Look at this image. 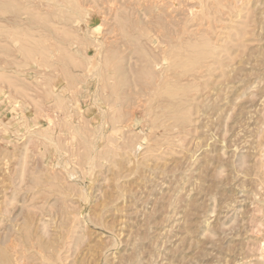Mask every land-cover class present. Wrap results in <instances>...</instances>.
Masks as SVG:
<instances>
[{"label":"rangeland","instance_id":"rangeland-1","mask_svg":"<svg viewBox=\"0 0 264 264\" xmlns=\"http://www.w3.org/2000/svg\"><path fill=\"white\" fill-rule=\"evenodd\" d=\"M0 264H264V0H0Z\"/></svg>","mask_w":264,"mask_h":264}]
</instances>
